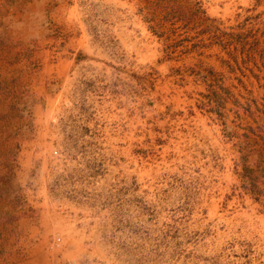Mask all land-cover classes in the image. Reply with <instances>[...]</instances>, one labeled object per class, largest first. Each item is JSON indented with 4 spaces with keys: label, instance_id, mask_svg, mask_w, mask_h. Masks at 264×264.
I'll use <instances>...</instances> for the list:
<instances>
[{
    "label": "rangeland",
    "instance_id": "rangeland-1",
    "mask_svg": "<svg viewBox=\"0 0 264 264\" xmlns=\"http://www.w3.org/2000/svg\"><path fill=\"white\" fill-rule=\"evenodd\" d=\"M262 103L264 0H0V264H264Z\"/></svg>",
    "mask_w": 264,
    "mask_h": 264
},
{
    "label": "trees",
    "instance_id": "trees-1",
    "mask_svg": "<svg viewBox=\"0 0 264 264\" xmlns=\"http://www.w3.org/2000/svg\"><path fill=\"white\" fill-rule=\"evenodd\" d=\"M188 1V0H187ZM188 10L191 12V16L198 18L199 17V13H203L201 12V8L199 6V4H188ZM201 19V18H199ZM210 33H213L212 37H210V40L214 43V42H224L225 40L227 41L228 44H230V42L234 41V43L238 44L240 42H242L243 40L248 39L250 36H252V31L248 32L246 34L240 33V34H235V33H224L222 31H220V29L216 28V29H209ZM231 45V44H230ZM253 47V46H252ZM259 47V41H256L254 43V48H258ZM261 107H263V109H261ZM257 110L262 113L264 115V103L261 104V106H257ZM250 131V133H252L253 135L256 136V139H259L261 141L264 142V137L258 133H256V129L254 128H249L248 129ZM258 131H261L262 133H264V126H258L257 127ZM264 145V143H263ZM262 153H258V157L261 159V162H264V148L262 149ZM263 176H264V170L262 171ZM256 179H252V185L255 187L256 186Z\"/></svg>",
    "mask_w": 264,
    "mask_h": 264
}]
</instances>
